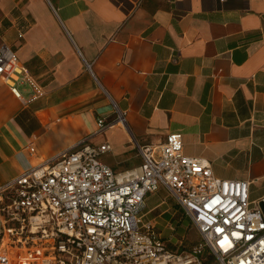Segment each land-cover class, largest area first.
<instances>
[{"label":"crops","instance_id":"crops-1","mask_svg":"<svg viewBox=\"0 0 264 264\" xmlns=\"http://www.w3.org/2000/svg\"><path fill=\"white\" fill-rule=\"evenodd\" d=\"M2 44L19 72L0 77V183L85 137L130 169L178 131L264 199V0H0Z\"/></svg>","mask_w":264,"mask_h":264},{"label":"built area","instance_id":"built-area-1","mask_svg":"<svg viewBox=\"0 0 264 264\" xmlns=\"http://www.w3.org/2000/svg\"><path fill=\"white\" fill-rule=\"evenodd\" d=\"M15 72L17 54L2 44L0 77ZM122 121L120 112L97 118L95 133ZM26 149L36 154L33 143ZM110 149L85 137L0 183V264H264V214L249 198L250 181L216 176L209 161L184 153L178 131L138 146L142 162L130 169L102 162ZM160 188L200 243L186 249L158 231L155 218L167 209L149 214L167 199L147 201Z\"/></svg>","mask_w":264,"mask_h":264},{"label":"rangeland","instance_id":"rangeland-1","mask_svg":"<svg viewBox=\"0 0 264 264\" xmlns=\"http://www.w3.org/2000/svg\"><path fill=\"white\" fill-rule=\"evenodd\" d=\"M163 198L167 199L166 204L149 214V217L156 216L160 211L167 209L159 217L155 218L158 231L162 233L165 239H170V244L174 242L180 243L181 241L182 247L186 249H190L194 245L200 243L201 237L197 228L188 217L184 216L178 206L168 199V192L165 188H160L157 193L150 196L147 201L148 207L159 202ZM167 222L171 223L172 228H168L169 225L168 227L165 226Z\"/></svg>","mask_w":264,"mask_h":264},{"label":"water","instance_id":"water-1","mask_svg":"<svg viewBox=\"0 0 264 264\" xmlns=\"http://www.w3.org/2000/svg\"><path fill=\"white\" fill-rule=\"evenodd\" d=\"M259 206L264 214V199L259 202Z\"/></svg>","mask_w":264,"mask_h":264}]
</instances>
